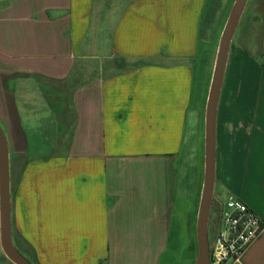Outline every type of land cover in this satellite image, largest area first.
I'll return each instance as SVG.
<instances>
[{
    "label": "crops",
    "instance_id": "obj_1",
    "mask_svg": "<svg viewBox=\"0 0 264 264\" xmlns=\"http://www.w3.org/2000/svg\"><path fill=\"white\" fill-rule=\"evenodd\" d=\"M262 3L252 0L249 16L261 23L260 59L234 39L228 56L211 215L233 195L264 221ZM221 9L219 0H0L11 234L35 264L195 263L201 175L183 186L185 152L195 137L199 147ZM24 119L51 127L52 144L31 152ZM0 264H15L1 238ZM238 264H264V231Z\"/></svg>",
    "mask_w": 264,
    "mask_h": 264
},
{
    "label": "water",
    "instance_id": "obj_2",
    "mask_svg": "<svg viewBox=\"0 0 264 264\" xmlns=\"http://www.w3.org/2000/svg\"><path fill=\"white\" fill-rule=\"evenodd\" d=\"M249 0H235L221 33L204 115V175L197 216L198 255L194 264H210L208 236L215 186L216 122L219 98L231 44ZM0 238L5 255L15 264H32L15 247L10 218V154L7 136L0 125Z\"/></svg>",
    "mask_w": 264,
    "mask_h": 264
},
{
    "label": "rangeland",
    "instance_id": "obj_3",
    "mask_svg": "<svg viewBox=\"0 0 264 264\" xmlns=\"http://www.w3.org/2000/svg\"><path fill=\"white\" fill-rule=\"evenodd\" d=\"M231 1L232 0H230V2L226 1V0H219L220 5L222 6L221 11H222V19L223 20L225 19L226 15H229V11L231 10V7H232L235 0H233V3ZM258 10H259L258 14H259V17L261 19L262 15L264 13V3H262L261 6H259L257 11ZM255 11L256 10L252 6V0H249L247 3V6L245 8V11L242 15V18L239 22V25L237 27V30L235 32L233 39H234V43H235L234 45L235 46L241 45L243 47L241 49L243 52H246L248 55H250L254 59L256 58V60L257 59L259 60L260 59V53H261V50H260V42H261V26L260 25H261V23L257 22V28H256V24L250 25L251 19H249L250 15L256 13ZM216 17L215 16L213 17L214 20L216 19ZM227 18H228V16H227ZM214 25H215V23H214ZM219 28H220V26H218V28H217V31L215 34L216 36L219 34V32H218ZM215 43H216V39L214 40V46L212 49L213 54L209 60L208 90H209L211 77H212V73H213V68H214V64H215L219 40H218V43L216 45H215ZM136 65L137 64L128 65L125 68L131 69ZM87 73H89V70L85 71L86 75H87ZM83 79H85V78H83ZM62 89H64L65 92L67 93L66 87H64ZM23 121H24L25 127L27 128V139L29 140L31 152H34V150L38 146L40 147L43 144H46V143L49 145L52 144L51 139L54 140L55 135L49 134L51 129H52L51 127L48 126L47 128H45V127L42 128L41 126L39 127V125H36V126L32 125V122H29L26 119H24ZM72 125H73V123L70 124V127H72ZM70 127H69L67 134L64 135L63 140H62V142L65 141L66 144H67L68 140H70ZM195 139H196V137H195ZM195 139H194V144L192 145V147L190 149H187V151L185 152L186 154H185V163H184V173H185L184 175H186L187 177H186V179H183V186L184 187H186V186L190 187V184L193 181V179L197 181V183L194 184L195 186H197V184H199V180H200L199 178L201 175L200 190L202 191L203 175H204V120H203V124H202L201 130H200V137H199L200 143H199L198 150H197L196 145H195V142H196ZM198 168L200 170V173L198 174L199 178H196L197 177L196 172H197ZM187 182H189V183L187 184ZM224 200H225V198L223 196L221 201H224ZM218 210H219V206H218L217 211H216V209H214L212 212V215H211L210 228H209L210 241H212L213 231L217 227V223H218V219H219ZM19 251L30 262H32V264H35V261L31 255L27 254L21 248H19ZM178 264H190V262L178 263Z\"/></svg>",
    "mask_w": 264,
    "mask_h": 264
},
{
    "label": "built area",
    "instance_id": "obj_4",
    "mask_svg": "<svg viewBox=\"0 0 264 264\" xmlns=\"http://www.w3.org/2000/svg\"><path fill=\"white\" fill-rule=\"evenodd\" d=\"M219 219L210 244V264H238L264 231V221L241 199L218 203Z\"/></svg>",
    "mask_w": 264,
    "mask_h": 264
},
{
    "label": "trees",
    "instance_id": "obj_5",
    "mask_svg": "<svg viewBox=\"0 0 264 264\" xmlns=\"http://www.w3.org/2000/svg\"><path fill=\"white\" fill-rule=\"evenodd\" d=\"M45 91V95H47V97H50L52 95V93L49 90H46L45 88H43ZM50 103V102H49ZM52 105V104H51ZM61 115H63L64 117V122L67 121V110H64L63 112L60 113Z\"/></svg>",
    "mask_w": 264,
    "mask_h": 264
}]
</instances>
